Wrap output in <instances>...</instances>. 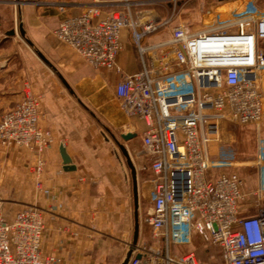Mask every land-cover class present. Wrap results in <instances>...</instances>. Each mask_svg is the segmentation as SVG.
Instances as JSON below:
<instances>
[{"label": "built area", "instance_id": "2783aa9c", "mask_svg": "<svg viewBox=\"0 0 264 264\" xmlns=\"http://www.w3.org/2000/svg\"><path fill=\"white\" fill-rule=\"evenodd\" d=\"M190 0H122L117 6L93 0L79 16L65 18L54 31L95 69L121 74L116 94L122 111L146 124L142 154L150 161L152 209L146 217L156 244L134 250L129 264H200L194 251L177 253L199 237L219 246L224 264H264V207L253 216L241 213L243 180L233 171V156L212 160L209 146L220 139V123L241 127L264 115V7L255 4L201 30L173 26L171 38L152 49L173 59L148 66L150 48L141 41L170 21L145 20L152 4ZM221 19L219 21L216 18ZM129 29L143 69L125 75L118 64L121 32ZM41 96L25 91L21 102L0 117V146L26 148L36 156L38 184L51 132L40 126ZM259 192L264 193V148L257 160ZM44 211L26 205L9 220L0 208V264H59L43 251ZM141 258H136L137 255Z\"/></svg>", "mask_w": 264, "mask_h": 264}, {"label": "crops", "instance_id": "0c3cea01", "mask_svg": "<svg viewBox=\"0 0 264 264\" xmlns=\"http://www.w3.org/2000/svg\"><path fill=\"white\" fill-rule=\"evenodd\" d=\"M102 1L115 7L122 0ZM92 3L93 0H0V105L5 113L24 98L27 90L41 96L40 126L50 131L54 139L52 148L44 156L46 162L40 176L46 195L42 200L43 251L58 257L59 264H105L108 242L93 238V232L102 236L108 234L112 240L125 245L126 249L123 246L121 251L126 255L132 247L135 230L132 171L120 148L126 161L107 143H101V123L120 138L124 134L135 135L129 140L121 138L120 143L128 151L136 170L139 220L142 200L151 202L148 213L152 209L150 180L153 174L149 158L142 154V138L147 127L143 120L128 117L121 109L116 94L121 74L93 68L72 47L54 36L65 18L79 16ZM253 4L247 2L245 7ZM20 25L33 46L21 36ZM12 30L14 35H7ZM170 38L168 28L143 38L141 45L150 48L145 56L148 66H162L173 59L171 51L163 55L152 49ZM120 39L123 52L118 64L123 74L141 72L144 64L134 32L123 29ZM36 51L41 52L56 71L47 66ZM58 73L73 93L62 83ZM260 86L264 93V73ZM233 123L221 121L220 139L210 144V156L215 161L233 156L234 164L226 170L242 178L241 213L253 216L264 207L257 164L259 151L264 148V115L259 123L241 132L233 133L230 126ZM61 145L72 159L74 171L63 170ZM29 162L35 166L36 156ZM141 229L140 224L138 245L134 250L143 247ZM131 236L132 241H128ZM198 240L201 239L196 237L194 244ZM194 244L183 248H192ZM118 259L116 256L115 262Z\"/></svg>", "mask_w": 264, "mask_h": 264}, {"label": "rangeland", "instance_id": "374dc122", "mask_svg": "<svg viewBox=\"0 0 264 264\" xmlns=\"http://www.w3.org/2000/svg\"><path fill=\"white\" fill-rule=\"evenodd\" d=\"M250 1L258 8L264 7V0H190L187 2H179L178 4L164 3L147 5L139 8L140 10L138 11H144L145 16L142 18V21L151 19L165 22L170 21V23L163 26L159 31L164 28L172 30L173 26L180 24L186 26L190 31H197L212 24L216 14L220 13L219 16H221V19L226 20L233 16L234 11H243L246 9L245 4ZM218 18H216L217 21L221 20ZM3 114L4 109L0 105V117ZM230 126L233 133L245 130V127L243 128L234 123L230 124ZM100 131L101 143H107L126 161L116 144V140L119 142L122 141L120 136L110 131L108 132L103 128L102 123ZM31 159H33V153L26 148L0 146V208L9 220L28 204L39 205L41 208H44L42 200L46 195L38 184V179L34 172L35 166L29 162ZM149 205H151V202L149 204L145 200L140 202L141 237L144 242L143 246L145 247H153L156 244L152 229L146 222ZM52 210L54 209L52 208ZM91 236L108 242L106 246L108 256L105 264H122L126 254L125 251H121V248L123 249V246L125 248V245H121L119 242L112 240L111 237H108V234L107 236H102L101 233L93 232ZM128 241H132V236ZM119 248L120 251L118 250ZM192 248H195L194 252L200 264H224L219 246L206 244L202 240H198ZM192 248H183L181 254L189 253ZM116 256L119 259L115 262Z\"/></svg>", "mask_w": 264, "mask_h": 264}, {"label": "water", "instance_id": "95a60500", "mask_svg": "<svg viewBox=\"0 0 264 264\" xmlns=\"http://www.w3.org/2000/svg\"><path fill=\"white\" fill-rule=\"evenodd\" d=\"M19 30H20L21 36L25 39V41L30 46H33L32 42L26 38L25 31L23 30V27L21 25L19 27ZM14 33H15L14 30H12V31L8 32L7 35L12 36V35H14ZM36 53H37L38 57L47 66L51 67L54 71H56V69L54 68V66L50 63V61L41 52L36 51ZM58 76H59L60 80L62 81V83L66 86V88H68L71 91V93H73V91L70 89V86L67 83V81L59 73H58ZM134 137H135V135H132V134H124V135L121 136V138L123 140H129V139L134 138ZM116 144L119 146V148L123 152L124 156L126 157L128 166L130 167V169L132 171V177H133V191H134V202H135V230H134V240H133V243H132V247L128 251V253L126 255V258L122 262V264H129V262L131 260V257L133 255V252H134V248L137 247V245H138L139 231H140L138 185H137V178H136V170H135V167L133 165V162H132V160L130 158V155H129L128 151L117 140H116ZM60 152H61V156H62V160H63V170L66 171V172L74 171L75 170V166L72 164V159L68 155V153H67L66 148H65L64 145H61ZM136 258L140 259L141 256L138 254L136 256Z\"/></svg>", "mask_w": 264, "mask_h": 264}]
</instances>
